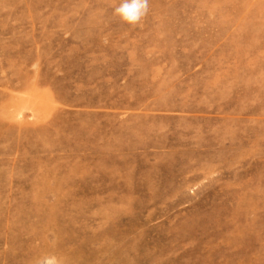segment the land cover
<instances>
[{"label": "rangeland", "instance_id": "374dc122", "mask_svg": "<svg viewBox=\"0 0 264 264\" xmlns=\"http://www.w3.org/2000/svg\"><path fill=\"white\" fill-rule=\"evenodd\" d=\"M0 0V264H264V0Z\"/></svg>", "mask_w": 264, "mask_h": 264}, {"label": "clouds", "instance_id": "9594fccd", "mask_svg": "<svg viewBox=\"0 0 264 264\" xmlns=\"http://www.w3.org/2000/svg\"><path fill=\"white\" fill-rule=\"evenodd\" d=\"M149 12V0H120L113 14L123 23L138 26ZM35 264H65L62 257L50 253L44 254L35 260Z\"/></svg>", "mask_w": 264, "mask_h": 264}]
</instances>
